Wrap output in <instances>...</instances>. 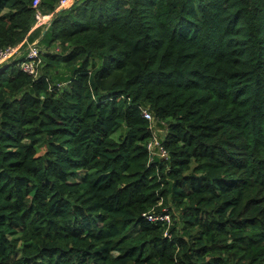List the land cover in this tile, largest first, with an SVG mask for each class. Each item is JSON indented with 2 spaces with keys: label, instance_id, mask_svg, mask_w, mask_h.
Wrapping results in <instances>:
<instances>
[{
  "label": "trees",
  "instance_id": "16d2710c",
  "mask_svg": "<svg viewBox=\"0 0 264 264\" xmlns=\"http://www.w3.org/2000/svg\"><path fill=\"white\" fill-rule=\"evenodd\" d=\"M59 1L0 0V264H264V0Z\"/></svg>",
  "mask_w": 264,
  "mask_h": 264
},
{
  "label": "built area",
  "instance_id": "2783aa9c",
  "mask_svg": "<svg viewBox=\"0 0 264 264\" xmlns=\"http://www.w3.org/2000/svg\"><path fill=\"white\" fill-rule=\"evenodd\" d=\"M75 0H60L57 9L67 7L71 2ZM40 4V0H34V6L38 7ZM53 17V13H42L40 10H37L36 12V24L35 25H47L51 22ZM56 51H59V48L55 49ZM20 51V45L17 46H10L4 49H0V65L9 61L13 57L16 56L17 53ZM41 53L42 49L37 44H28L27 47V53L19 64L20 68L27 72L28 74L34 76L35 78L39 76V66L41 64ZM143 116L150 121L151 128L153 131V135L148 142V150L150 154V161L154 160L155 156H160L161 158H164L167 156V152L164 149L163 145L161 144V137L157 133V130H159V124L165 125L163 121L160 119L154 117V115L151 113V111L148 108L142 109ZM165 132V129H163ZM165 134V133H164ZM159 136V138L157 137ZM149 219H161V220H167L170 221L168 214H163L160 216L153 217L152 215L149 216Z\"/></svg>",
  "mask_w": 264,
  "mask_h": 264
},
{
  "label": "crops",
  "instance_id": "0c3cea01",
  "mask_svg": "<svg viewBox=\"0 0 264 264\" xmlns=\"http://www.w3.org/2000/svg\"><path fill=\"white\" fill-rule=\"evenodd\" d=\"M42 30H43V32L46 30L45 28H44V26L42 25L41 27H40ZM38 41L39 40H35V41H33V42H30V43H28V44H38ZM55 48H59L58 46H55ZM159 130H161L160 131V134H161V136L163 137L164 135H162L164 132H163V129H165V127H164V125H162V124H159V128H158Z\"/></svg>",
  "mask_w": 264,
  "mask_h": 264
},
{
  "label": "rangeland",
  "instance_id": "374dc122",
  "mask_svg": "<svg viewBox=\"0 0 264 264\" xmlns=\"http://www.w3.org/2000/svg\"><path fill=\"white\" fill-rule=\"evenodd\" d=\"M20 54H21V53H20V51H19V53H17L16 55L18 56V55H20ZM41 61H42V59H41ZM64 86H65V84H62V85L60 86V88H61V87H64ZM160 131H161V130H157V133L159 134L160 137H162L161 134H160ZM163 132H164V131H163ZM164 133H165V132H164ZM164 133H163L162 135H164ZM159 136L157 135L158 138H159ZM41 148H42V146H39V147H38V150H40Z\"/></svg>",
  "mask_w": 264,
  "mask_h": 264
}]
</instances>
